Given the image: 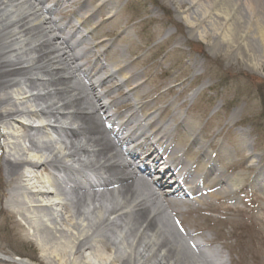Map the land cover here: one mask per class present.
Here are the masks:
<instances>
[{"label": "bare ground", "instance_id": "6f19581e", "mask_svg": "<svg viewBox=\"0 0 264 264\" xmlns=\"http://www.w3.org/2000/svg\"><path fill=\"white\" fill-rule=\"evenodd\" d=\"M75 1L64 2L72 8ZM168 2L174 7L187 4L194 10L191 14L201 13L203 22L214 25V33L226 43L236 36L254 70H261L264 0ZM115 4L102 0L100 7L110 14ZM198 8L205 11L199 12ZM206 9L213 11L207 15ZM51 11L44 0H0V84L7 89L0 98V148L2 145L6 154V180L28 185L30 190V202L11 212L19 215L20 226L41 249L44 264H224L218 250H213L216 260L205 252L203 245L207 243L192 240L185 228L171 227L167 216L177 214L168 212L169 205H173L167 199L171 194L162 193L161 180L151 175L165 177L169 173L172 196L179 188L182 190V182H187L190 189L183 194L192 202L232 201L241 189L236 186L238 181L246 180L245 176L231 178L218 169L213 160L217 154L207 153L206 144L195 134L197 126L177 113L171 117L177 116V125L185 133L183 138L175 137L176 128L158 132L166 122L158 115L152 116L155 112L150 109L144 115L132 109L117 130L110 128L122 117L111 116L110 108L120 111L147 94L139 89L142 73L133 71L128 75L129 64L123 60L120 67L114 63L113 69L107 70L112 60L96 49L106 40L91 44L87 32L71 44L68 40L82 23L66 33V26L57 24ZM84 14L90 18L92 9L85 8ZM249 38L261 46L258 58L247 42ZM77 47L82 49L77 52ZM82 57H94L92 68L97 69L83 70ZM115 74L123 77L116 86L125 85L126 93H131L122 106H116L117 101L102 102L109 92H97L105 80H115ZM97 75L101 83L96 86L91 78ZM234 117L231 115L230 121L234 122ZM9 120L13 124L8 126ZM145 120L148 122L142 123ZM117 132L123 137L118 138ZM150 138L153 141L147 142ZM126 142H133L139 153L125 148ZM216 150L228 158L226 149L218 145ZM190 152L196 154L194 159L186 158ZM142 153L150 160L149 167L136 161ZM26 154L32 158H26ZM248 158L252 164L241 163L238 167L253 171L252 184L264 196L262 157L248 154ZM169 159H173V169ZM22 164L30 169H21ZM227 164L231 169L236 167ZM81 167L91 169L88 176L78 173ZM6 200L13 208L17 198L8 193ZM0 255L16 264H34L29 259Z\"/></svg>", "mask_w": 264, "mask_h": 264}, {"label": "rangeland", "instance_id": "374dc122", "mask_svg": "<svg viewBox=\"0 0 264 264\" xmlns=\"http://www.w3.org/2000/svg\"><path fill=\"white\" fill-rule=\"evenodd\" d=\"M64 1L44 0V5L52 8L50 16L57 24L66 26V33L73 25L83 22L75 36L68 40L71 44L81 34L89 32L87 42L91 44L106 40L96 49L104 51L112 60L107 70H112L114 63L120 67L123 64L120 60H123L129 64L128 75L133 71L142 73L139 89L147 94L142 95L145 105L138 109L140 114L144 115L149 109L155 112L152 116L160 114V119L166 122L160 131L176 128V138H183L185 133L177 125V116L171 117L172 114L177 113L192 121L197 126L195 134L206 144L207 153L217 154L213 157L216 167L231 178L245 176L246 180L238 181L236 186L241 189L232 201L224 198L190 203L186 198V202L177 203L172 201L176 200L173 196H168L167 199L173 202L168 212L177 214H169L167 222L177 230L185 228L192 234V240L207 243L203 245L205 252L216 260L219 259L213 250H218L224 264H264V196L252 184L253 171L238 167L241 163L244 166L253 163L248 154L260 155L264 165V63L261 70H254L236 36L233 42L226 43L214 33V25L203 22L201 13L191 14L194 10L187 4L174 7L168 0H112L116 4L108 14L107 8L100 7L102 0H77L72 8H67ZM84 7L92 9L90 18L83 17ZM198 11L204 12L205 9L198 8ZM212 11L206 9V14L210 15ZM187 18L193 23L189 24ZM247 42L258 58L261 46L257 40L249 38ZM81 49L77 47L76 51ZM93 59L82 57V69L95 71ZM115 77V80L100 84L97 75L91 78V82L96 86L100 84L97 92H109L101 98L102 102L117 101L116 106H122L127 104L124 98L131 93H126L125 85L118 88L116 83L123 77L116 74ZM3 85L0 84L1 99L7 91ZM126 111L121 112L122 116L128 114ZM108 112L115 116L113 107ZM233 114L234 122L229 119ZM11 123L9 120L6 125ZM243 144L245 148H242ZM218 145L228 151V158L224 152L216 150ZM195 155L190 152L185 156L194 159ZM5 156L1 145L0 253L13 259L44 264L41 249L20 226L19 215L11 212L30 202V190L28 185L24 187L6 180ZM25 157L32 158L29 154ZM228 162L236 167L231 169ZM22 168L25 171L30 169L25 164L21 165ZM162 182L166 185L164 180ZM8 193L16 195L13 208L6 200ZM0 258V264H16L11 262L12 259L6 261L1 255Z\"/></svg>", "mask_w": 264, "mask_h": 264}]
</instances>
